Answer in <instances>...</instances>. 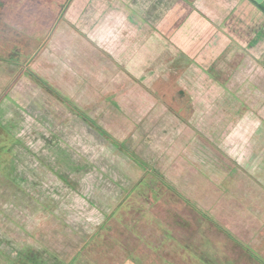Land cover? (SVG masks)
Masks as SVG:
<instances>
[{
	"label": "crops",
	"instance_id": "obj_1",
	"mask_svg": "<svg viewBox=\"0 0 264 264\" xmlns=\"http://www.w3.org/2000/svg\"><path fill=\"white\" fill-rule=\"evenodd\" d=\"M251 4L244 3L257 15L258 9ZM59 29L60 42L52 43L53 51L47 54L41 44L34 63L43 64L44 69L47 66V70L51 65L47 75L51 80L45 83L69 101L66 132L73 170L64 168L84 176L79 182L42 183L38 172L42 174V168L48 166L40 161L5 168L23 176L24 182H12L13 176L0 173V264H264V66L258 76H247L238 90L245 93L253 84V92L263 100L255 108H245L244 122L231 125L229 132L221 130L218 137H213L214 133L188 135L186 122L178 125V138L161 134L151 152L148 137H116L110 127L125 121L129 135H134L140 115L148 116L154 109L153 101L149 106L141 103L136 91L133 95L128 88L131 78L125 77L128 83L123 86L99 56L88 53L86 38L68 37L72 32L66 23ZM47 59L52 62L49 66L45 65ZM60 71L65 74L59 75ZM34 72L40 74L41 70ZM25 77L26 72L11 74L7 91L21 90ZM253 77L258 81L251 80ZM211 82L216 84L211 85L212 90L198 92L209 95L216 94L218 87L227 88L224 81ZM10 101L0 100V107H16ZM214 121L209 119L210 126ZM74 127L77 135L72 133ZM118 140L142 141V158L156 153L161 160V167L156 166L161 180L135 157H129ZM26 153L20 158L29 156ZM194 160L226 178L238 171L236 164L241 166V175H236L241 178L242 190H247L238 195L240 198H231L224 184H217L219 177L214 179L210 172L206 173L209 178L197 177ZM253 190L257 193L251 194ZM129 199L130 204H125ZM121 206L125 207L113 216ZM247 245L256 249V256L248 254Z\"/></svg>",
	"mask_w": 264,
	"mask_h": 264
},
{
	"label": "rangeland",
	"instance_id": "obj_2",
	"mask_svg": "<svg viewBox=\"0 0 264 264\" xmlns=\"http://www.w3.org/2000/svg\"><path fill=\"white\" fill-rule=\"evenodd\" d=\"M232 1L0 0V61L4 62L0 67V100L10 101L13 98L17 102L10 101L16 107L0 109V173L13 176L12 182H24L23 176H18L17 172L10 174V170L5 171V168L41 162L48 166L42 168V174L38 172L42 183L79 182L84 176L67 172L64 168L66 165L73 170L70 165L73 159L68 158L69 135L66 132L71 115L69 101L59 93L55 97L44 87H37L35 83L38 81L30 76H38V80L45 85L51 80L47 75L51 74L48 71L51 65L48 64L52 62L45 60V65L49 66L47 70V66L44 69L43 64L34 63V56L43 44L45 48L42 52L53 51L51 44L56 40L60 42L59 26L62 23H66L68 31L72 32L68 37L86 38L88 53L99 56L107 70L115 74L123 86L128 83L126 79L131 78L128 88L133 95L136 91L141 103L149 106L153 101L155 105L148 116L140 115L139 127L134 135H129L125 121L119 126H111L116 137H148L151 139L148 151L152 152L153 147L157 148L156 141L161 134L170 133L178 138V125L186 122L188 135L195 132L203 136L214 133L213 137H218L221 130L229 132L233 124L236 126L244 122L245 108H255L257 102L263 101L261 95L253 92V84L250 91L239 93L238 90L247 76H258L264 66V13L259 11L256 15L247 10L251 8H246L244 3L248 1L251 4V0H241L238 5L232 4ZM253 1L264 7V0ZM178 23H184L183 31L174 35ZM38 68L40 74L34 72ZM20 71L21 75L26 72L21 90L15 93L7 91L12 81L11 74ZM63 74L60 71L59 75ZM255 77L251 80L258 81ZM211 81L218 84L224 81L227 88L222 90L218 87L216 94L209 95L198 92L211 89V85L216 86ZM199 85L201 89H194V86L200 88ZM25 90L28 93H21ZM122 92V100L128 101L124 98L125 91ZM144 108L142 112H145ZM261 113L264 114V107ZM105 114L108 116V111ZM122 114L125 115L124 111ZM210 118L215 119V125L210 126ZM60 124L63 125L57 128ZM102 132L113 139L108 132ZM72 133L77 135L76 127ZM54 134L58 137H53ZM117 144L125 147L129 157H135L161 180V170L158 169L161 167L160 157L152 153L149 158H142V141L132 144L118 140ZM135 146L137 148H133ZM24 149L30 153L22 152ZM21 153L29 156L20 158ZM37 153L41 155L37 156ZM189 155L192 156L191 153ZM75 160L80 164L78 158ZM197 160H194L198 164L197 177L209 178L206 173L210 169ZM240 167L236 164L238 171L227 178L215 174L213 170L209 173L214 179L219 177L218 182L215 181L219 186L224 184L223 188L233 199L240 198L238 195L247 190H242L241 178L237 177L241 175ZM50 168H54L51 169L53 177ZM123 192L128 194L126 190ZM256 193V190L251 191V194ZM251 194L247 195L256 197ZM130 202L129 199L125 204ZM122 207L125 206L116 209L112 215H118ZM88 212L91 214V208ZM255 251L250 248L248 254L256 256Z\"/></svg>",
	"mask_w": 264,
	"mask_h": 264
},
{
	"label": "trees",
	"instance_id": "obj_3",
	"mask_svg": "<svg viewBox=\"0 0 264 264\" xmlns=\"http://www.w3.org/2000/svg\"><path fill=\"white\" fill-rule=\"evenodd\" d=\"M251 2H252L253 5H255V7L258 9V11H260L261 13H264V7L261 4L255 2L253 0H251ZM183 26H184V23H178V27H176L174 35L179 33V32H181V31H183L182 30ZM34 79H35V81H38L37 84H39V86L44 87L46 90H48L47 92H49L51 95H53L55 97H58V94L53 89H51L49 86L45 85L42 81H40V80H38L36 78H34ZM0 109L2 110L3 108L0 107ZM102 134L105 135L104 133H102Z\"/></svg>",
	"mask_w": 264,
	"mask_h": 264
}]
</instances>
